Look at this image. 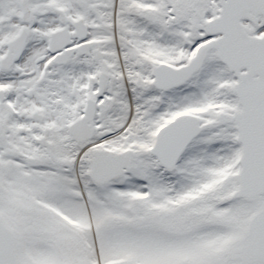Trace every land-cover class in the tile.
I'll list each match as a JSON object with an SVG mask.
<instances>
[{
	"label": "snow or ice",
	"instance_id": "1",
	"mask_svg": "<svg viewBox=\"0 0 264 264\" xmlns=\"http://www.w3.org/2000/svg\"><path fill=\"white\" fill-rule=\"evenodd\" d=\"M0 264H264V0H0Z\"/></svg>",
	"mask_w": 264,
	"mask_h": 264
}]
</instances>
